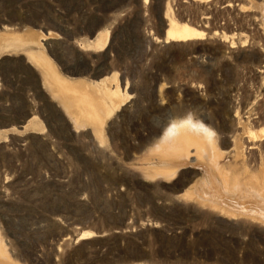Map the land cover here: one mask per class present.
<instances>
[{
	"label": "rangeland",
	"instance_id": "rangeland-1",
	"mask_svg": "<svg viewBox=\"0 0 264 264\" xmlns=\"http://www.w3.org/2000/svg\"><path fill=\"white\" fill-rule=\"evenodd\" d=\"M147 1L0 0V264H264V0ZM30 50L126 89L102 139Z\"/></svg>",
	"mask_w": 264,
	"mask_h": 264
},
{
	"label": "bare ground",
	"instance_id": "bare-ground-1",
	"mask_svg": "<svg viewBox=\"0 0 264 264\" xmlns=\"http://www.w3.org/2000/svg\"><path fill=\"white\" fill-rule=\"evenodd\" d=\"M146 2L148 1L145 0V3ZM169 12L170 10L168 9L166 42L172 40L199 39L205 36V30L188 22H180L174 16L170 15ZM46 37L47 36L43 34L41 39L44 40ZM22 38L25 43L29 41L23 35ZM108 42L109 31L105 29L100 31L96 35V38L90 41L87 46L89 50L103 51L108 46ZM28 53L32 63L39 68L44 87H46L51 96L54 99H57L63 106L66 113L73 120L76 130L81 126H90L93 129L94 134H96L99 139H102L103 123L114 110L123 106L128 96H130L126 89H120L119 85L109 87L106 84L104 87H102L103 85L95 87V85H92L84 79H68L60 74L55 63L45 52L30 50ZM30 123L31 120L27 122L25 127L30 125ZM176 135L181 140V148H185L195 142L193 137L186 136L183 131L179 130ZM212 155L213 156L211 157H214L215 159L218 156V151L215 148L212 150ZM212 162L215 163L213 160ZM161 171L164 173L165 170L162 169ZM0 257H5V250L1 242Z\"/></svg>",
	"mask_w": 264,
	"mask_h": 264
},
{
	"label": "trees",
	"instance_id": "trees-1",
	"mask_svg": "<svg viewBox=\"0 0 264 264\" xmlns=\"http://www.w3.org/2000/svg\"><path fill=\"white\" fill-rule=\"evenodd\" d=\"M161 219H163V218H161ZM139 231H140V230H139ZM156 232H157L158 234L162 235V236H165V234H164V232H163L162 230H157ZM139 233H140V232H139ZM118 234H119V233H113V234L109 235V236H110L109 238L117 237V236H119Z\"/></svg>",
	"mask_w": 264,
	"mask_h": 264
},
{
	"label": "water",
	"instance_id": "water-1",
	"mask_svg": "<svg viewBox=\"0 0 264 264\" xmlns=\"http://www.w3.org/2000/svg\"><path fill=\"white\" fill-rule=\"evenodd\" d=\"M161 39H166V30L162 33ZM26 124V123H25ZM25 124L19 125L18 127L23 129Z\"/></svg>",
	"mask_w": 264,
	"mask_h": 264
}]
</instances>
